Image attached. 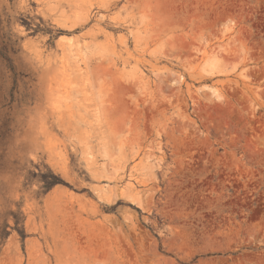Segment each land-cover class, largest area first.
Masks as SVG:
<instances>
[{
    "label": "rangeland",
    "instance_id": "rangeland-1",
    "mask_svg": "<svg viewBox=\"0 0 264 264\" xmlns=\"http://www.w3.org/2000/svg\"><path fill=\"white\" fill-rule=\"evenodd\" d=\"M0 264H264V0H0Z\"/></svg>",
    "mask_w": 264,
    "mask_h": 264
}]
</instances>
